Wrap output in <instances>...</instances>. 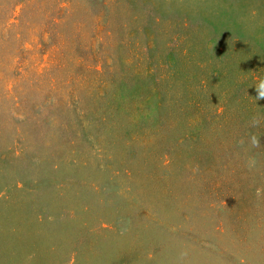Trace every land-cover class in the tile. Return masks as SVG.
<instances>
[{
	"label": "rangeland",
	"instance_id": "rangeland-1",
	"mask_svg": "<svg viewBox=\"0 0 264 264\" xmlns=\"http://www.w3.org/2000/svg\"><path fill=\"white\" fill-rule=\"evenodd\" d=\"M259 79L264 0H0V264H264Z\"/></svg>",
	"mask_w": 264,
	"mask_h": 264
},
{
	"label": "clouds",
	"instance_id": "clouds-1",
	"mask_svg": "<svg viewBox=\"0 0 264 264\" xmlns=\"http://www.w3.org/2000/svg\"><path fill=\"white\" fill-rule=\"evenodd\" d=\"M256 89V99L261 100L264 99V79H259L257 83L254 85ZM255 118H254V123H255ZM253 143L258 144L259 141L256 138H253Z\"/></svg>",
	"mask_w": 264,
	"mask_h": 264
}]
</instances>
